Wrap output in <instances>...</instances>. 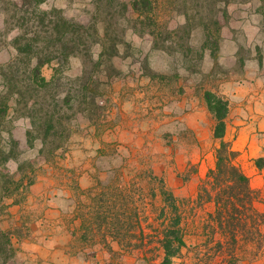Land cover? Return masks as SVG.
Masks as SVG:
<instances>
[{
	"label": "rangeland",
	"instance_id": "1",
	"mask_svg": "<svg viewBox=\"0 0 264 264\" xmlns=\"http://www.w3.org/2000/svg\"><path fill=\"white\" fill-rule=\"evenodd\" d=\"M97 1L45 0L41 8H58L67 18L91 24ZM153 1L149 15L124 13L119 1L102 10V17L113 10L115 27L126 29L112 59L111 70H117L112 78L110 60L93 66L98 45L94 56L72 57L63 71L56 72V62L43 68L48 80L55 74L60 78L49 91L61 95L59 105L67 113V129L57 126L59 134H69L62 147L53 150L52 145L42 153L45 132L30 133L24 103L10 101L0 123V145H9L10 139L18 145L7 161L0 157V234H5L0 236V264H159L163 187L184 200L187 246L173 264H228L229 249L217 244L220 236L207 225L215 204L195 201L216 166L221 143L205 93L229 101L224 140L239 152L235 162L251 187L264 190V166L258 165L264 161V10L261 0H201L198 9L193 0L188 5ZM17 2L0 0V93L3 73L17 56L14 38L29 34L37 14ZM205 14L214 19L222 14V28L202 24ZM26 60H21L22 78ZM86 66L96 76L89 91L98 93L92 119L74 97L63 100L78 87ZM118 210L125 211L139 234L133 220H140L144 237L134 240L137 247L124 248L112 236L109 221ZM236 253V264H264V246L244 243ZM147 255L155 260H146Z\"/></svg>",
	"mask_w": 264,
	"mask_h": 264
},
{
	"label": "trees",
	"instance_id": "2",
	"mask_svg": "<svg viewBox=\"0 0 264 264\" xmlns=\"http://www.w3.org/2000/svg\"><path fill=\"white\" fill-rule=\"evenodd\" d=\"M44 1L18 0L17 2L22 7H27L25 9L26 12L29 13V9H34L37 14L31 24L29 34H17L14 38L13 43L17 56L8 63V70L3 73L5 77L4 93H0V123L7 118L13 103H24L25 114L30 117L33 126L30 133L35 129L40 133L45 132L42 139V153L47 147L52 145L53 150L62 147L69 135L59 134L58 125L63 126L61 129L63 131L67 129L64 124L67 113H62V108L59 105L62 100L61 95L58 93L51 94V89L49 88L53 84H57L60 78L55 74L48 80L42 73L43 68L52 62H56L58 63L55 67L56 72L63 71L72 57L80 54H85L88 57L91 54L94 56V48L98 45L100 51L98 59L96 62L94 61V68L97 69L103 59H105L111 61V63H108V69L111 70L114 68L112 59L120 52L121 45L125 41L126 29L123 28L122 31H118V27H115V21L112 19V16H114L113 10L110 13V17H102V10L104 8L109 10V7H115V3L119 1L121 2L120 10L124 13L132 10L139 15H149L153 12L155 3L153 0H98L94 13L96 20L91 22V24H85L73 18H67L60 13L58 8L42 9L41 5ZM226 1L229 2L231 0ZM189 2V0H182V3L187 5ZM192 2L197 9L203 6V1L201 0H193ZM215 2L217 1L215 0ZM260 6L264 10V0H261ZM221 17L224 19L222 14L217 19H214L212 15L205 14L201 15L200 19L207 28H211L214 25L219 31L224 22V20L221 21ZM100 20L104 21V33L102 36L99 27ZM212 34H215L216 38H218L216 29L212 31ZM23 59L27 60L23 67L25 72L22 78L19 76V72L22 66L21 60ZM145 66L148 69L149 65L146 64ZM94 68L91 71L86 66L84 74L79 78L78 87L63 97L65 102H72L74 98L78 100L82 113L88 108V115L85 116L90 119L95 117L92 112L98 108L97 91H89L93 78L96 77ZM116 72L117 70L114 72L111 70L110 77L112 78V73L116 74ZM205 98L208 108L216 118L214 135L220 139L221 143L217 149L216 166L209 170L195 201L198 204L206 202L215 204L214 211L209 213L207 225L211 228V233L220 236L217 239V244L220 247L226 246L229 249L228 264H236L240 259L236 250L244 243L255 244L258 248L264 246V208L261 207V205L264 206V190L251 187L250 177L235 162L239 152L232 148L229 141L224 140L229 101L210 90L206 91ZM11 100L13 103L10 102ZM84 104H87V106L82 107ZM59 135L61 138L58 139ZM17 145L18 142L14 139H10L9 145H0V157L7 161L14 154L13 152H15ZM262 160L258 161L260 167L264 166V161ZM162 196L165 203L163 209L165 225L156 235V242L162 248L159 264H173L174 258L179 255L183 247L187 246L182 225L184 215L181 207L184 200L178 199L170 190L164 187L162 188ZM119 211L109 221V226L113 230L112 236L124 248L137 247L139 244L134 243V240L144 237V230L140 226V220L138 217L133 220L139 226V234L135 227L136 225L124 217L125 211ZM108 217L109 215L105 214L103 221H107ZM1 234L5 236L4 233ZM156 248L149 249V251L151 252V250ZM157 254L160 256V253ZM145 259L148 261L155 260L149 255Z\"/></svg>",
	"mask_w": 264,
	"mask_h": 264
}]
</instances>
